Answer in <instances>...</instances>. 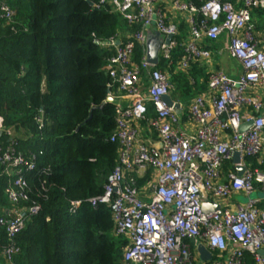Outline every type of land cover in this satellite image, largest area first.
<instances>
[{
	"label": "built area",
	"instance_id": "built-area-1",
	"mask_svg": "<svg viewBox=\"0 0 264 264\" xmlns=\"http://www.w3.org/2000/svg\"><path fill=\"white\" fill-rule=\"evenodd\" d=\"M157 1L99 0L94 4L100 8L108 3L127 23L140 24L141 28L122 41L108 40L115 50L108 59V74L117 83V93L108 95L119 101L109 140L119 145L118 163L106 176L101 194L71 200L69 211L75 213L83 201L92 207L107 205L114 234L127 239L122 264H195V260L201 261L196 253L199 243L211 252L210 261L202 264H246L245 252L252 264H264V257L258 253L264 249V208L258 207L259 200L250 198L258 189L264 199V171L245 159L260 156L264 150V45L255 35L251 16L252 9H264V0H201L199 7L168 0L171 10L186 15L190 30L178 69L186 70L190 61L208 59L211 52L202 46V40L214 42L221 36L226 37L228 54L242 68L235 77L223 71L209 74L207 90L194 96L187 106L190 129L163 99L170 95L168 74L144 55L139 62L132 60L135 41L143 46L144 53L147 25H153L164 38L172 35L168 43L160 44L164 58L169 59L176 44L177 26L161 7H155ZM14 14L6 0H0V18L9 23ZM120 100L126 104L121 105ZM148 105L153 107L152 116H146ZM250 120L239 132L240 125ZM35 121L41 128L42 117L36 115ZM140 121L155 131L158 144L139 136ZM2 132L10 133L0 115ZM234 152L239 154L238 162L232 161ZM35 158L33 153L18 150L15 139L0 148V172L10 177L4 189L10 208L6 216L0 215L6 234L0 254L6 264H15L13 257L20 250L16 236L40 211V204L33 201L20 205L28 200L24 173L35 168ZM225 161L233 167L226 173L222 170ZM237 167L244 168L241 175L236 173ZM148 170L152 182L139 188L136 178ZM235 193L243 194L247 202L227 203ZM203 202L218 203L219 207L203 212ZM213 251L221 259L213 261Z\"/></svg>",
	"mask_w": 264,
	"mask_h": 264
},
{
	"label": "trees",
	"instance_id": "trees-1",
	"mask_svg": "<svg viewBox=\"0 0 264 264\" xmlns=\"http://www.w3.org/2000/svg\"><path fill=\"white\" fill-rule=\"evenodd\" d=\"M98 1L6 0L15 14L9 23L0 18V115L10 131L0 134V148L15 139L18 150L36 155L35 168L24 173L28 200L20 205L40 204V211L16 236L20 250L13 257L15 264H122L127 239L114 234L109 207L83 201L75 213L68 208L71 200L101 194L106 176L118 163L119 145L109 140L116 106L104 102L109 93H117L107 69L115 50L95 41H122L141 28L127 23L108 3L94 7ZM251 16L256 37L264 40V9H252ZM177 31L169 59L161 55L155 67L168 74L171 98L182 104L186 116L183 105L207 90L209 72L198 61H190L186 70L178 69L190 36L187 22L180 23ZM208 42L206 48L212 43ZM142 55L143 46L135 41L132 60L139 62ZM147 110L146 116H152L153 107L148 105ZM36 115L42 117L41 128ZM245 159L264 171V153ZM232 169L230 161L223 163L224 173ZM150 173L136 178V185H143ZM9 179L0 172L3 216L10 208L4 194ZM5 242L0 226V243ZM219 259L213 251V261ZM243 259L252 264L249 253ZM5 262L0 254V264Z\"/></svg>",
	"mask_w": 264,
	"mask_h": 264
},
{
	"label": "crops",
	"instance_id": "crops-1",
	"mask_svg": "<svg viewBox=\"0 0 264 264\" xmlns=\"http://www.w3.org/2000/svg\"><path fill=\"white\" fill-rule=\"evenodd\" d=\"M155 7H161L162 8V11H163V14L169 20H171L172 22H174L177 27L179 26L180 23H183V22L185 23L186 22V15L184 13H178V12H174L173 10H171L169 8V6H168V0H158L155 3ZM150 29L156 30L153 25L150 26ZM144 33H145V40H146V33H147L146 28L144 30ZM127 35H129V34H126L124 37H126ZM145 40H144V53H143V55L146 58ZM163 41H164V37H163L162 42ZM261 43L264 45V40H262ZM207 45H209V42H208L207 39L204 38L202 40V46L206 47ZM208 49L211 52V56L208 59H206V60H201V61H198V62L204 63L205 66L208 67L207 68V72H209V74L211 72H216V71H223L224 73H226L222 68L218 67V64H216V62L214 61V60L217 59V56L218 55H221L223 53L227 54V57L228 58L233 59L228 54V51H227V48H226V37L225 36H221L218 40L210 43V47ZM160 56H161V51H160V47H159V51H158V63H159ZM233 60L235 62V65L233 67H230L229 68V71L231 72V75H229V76L235 77V76H238L239 74H241L242 68H241L240 64L235 59H233ZM142 76H143L144 81L147 83V79H146V77L144 76L143 73H142ZM205 91H203V92H205ZM261 95L264 97V89H263ZM175 102H177V101H175ZM120 103H121V105H125L126 104V100H120ZM179 114H180V116L182 118V121L184 122V125L187 127V129H190L191 128L190 127V122L187 120V115L186 116L185 115H182L183 114L182 111ZM137 125H138L139 136L142 139H144L148 143L158 144L157 136H156L155 131L149 130L147 128V126H146V124H145L144 121L143 122L142 121L137 122ZM150 172H151V170H150ZM146 173H147V171H146ZM146 173H144L142 175H138L137 178L139 179V178L144 177L146 175ZM149 176H150V178L148 180H146L143 185L139 186V188H145L149 183L152 182V179H153L152 178V173H150ZM252 194L255 195L252 199L259 200V203L258 204H261V203L264 204L263 195H262V193L258 189H256L254 192H252L251 195ZM251 195H250V198H251ZM243 196L244 195L241 194V193H235V194H233L227 200V203H229L230 205H233V204H235L237 202L238 203H241V204H244L243 202H241L242 199H244ZM8 210L9 209H5V212L4 213L7 214Z\"/></svg>",
	"mask_w": 264,
	"mask_h": 264
},
{
	"label": "water",
	"instance_id": "water-1",
	"mask_svg": "<svg viewBox=\"0 0 264 264\" xmlns=\"http://www.w3.org/2000/svg\"><path fill=\"white\" fill-rule=\"evenodd\" d=\"M90 5H92L91 2H89ZM146 40H145V46H146V60L153 64L156 65L158 63V51H159V47L160 44L163 40V36L160 34L159 31L154 30V29H150V26L147 25L146 26ZM172 38V35H167L166 38H164V42L168 43L170 41V39ZM119 41H117L118 43ZM95 43L97 45H106L108 44V41H104V42H100V41H95ZM164 101L166 102V104L168 106H172V108L174 109V111L176 113H180V107H181V103L180 102H175L172 100L170 95H165L163 97ZM105 103H111L113 105H117L119 103V101L113 97H111L110 95H107L105 100ZM251 123V120L248 122H244L240 125L239 127V132L244 131L249 124ZM238 157L239 154L238 152H234L233 154V158L232 161L233 162H238ZM244 168L243 167H237L236 168V173L238 175H241L243 172ZM219 207L218 203H214L209 205L206 202H203L201 205V210L203 212H207L209 210H215ZM196 253L198 254V258L202 261V262H208L211 259V252L207 249V247H205L202 243H199L196 247ZM258 253L260 254V256L264 257V249H259Z\"/></svg>",
	"mask_w": 264,
	"mask_h": 264
},
{
	"label": "rangeland",
	"instance_id": "rangeland-1",
	"mask_svg": "<svg viewBox=\"0 0 264 264\" xmlns=\"http://www.w3.org/2000/svg\"><path fill=\"white\" fill-rule=\"evenodd\" d=\"M214 61L216 62V64H218V67L222 68V69H223L228 75H231V72L229 71V68H230V67H233V66L235 65V62H234L233 59L228 58V57H227V54L223 53V54H221V55H218V56H217V59L214 60ZM207 68H208V67H206V72H207ZM208 76H209V75H208ZM122 102H123V101H122ZM188 104H189V103L186 102V103L183 105V108H184V109H187ZM263 153H264V150H263ZM254 196H255V195L252 194V195H251V198H253ZM243 198H244V199H242L241 202L246 203V202H247V197H244V196H243ZM195 264H202V262L199 261V260H195Z\"/></svg>",
	"mask_w": 264,
	"mask_h": 264
}]
</instances>
